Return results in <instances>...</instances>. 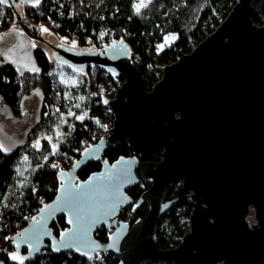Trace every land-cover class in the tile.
<instances>
[{
  "label": "water",
  "instance_id": "1",
  "mask_svg": "<svg viewBox=\"0 0 264 264\" xmlns=\"http://www.w3.org/2000/svg\"><path fill=\"white\" fill-rule=\"evenodd\" d=\"M22 5L32 7L21 0L0 6L22 12ZM255 14L263 16L262 24L253 22ZM49 54L54 63L75 74L94 65L123 81L113 99L101 100L113 115L111 132L84 148L70 168L59 171L61 182L55 198L46 204L50 207L41 212L43 205L34 215L41 223L36 225L31 219L8 237L0 245V254L7 244L14 250L8 253L7 263L0 257V264H18L10 258L17 251L28 257L26 263L45 249L53 254L73 252L84 259L88 256L81 251L92 257L111 252L118 256V264L155 260L264 264V0H236L220 24L190 52H181L175 61L163 65L161 77L151 86L122 39H113L98 52L94 46L63 44L55 51L49 49ZM123 143L128 156L112 162L103 158L106 149ZM151 154L159 160H141ZM91 161L100 162V170L76 180L75 173ZM144 181L150 186L132 198L127 190ZM77 182L85 190L101 189L85 202L86 216L102 210L99 200L114 205L103 223L83 225L87 230L83 244L75 215L62 200L65 190ZM176 182L179 188L167 198L168 187ZM182 195L192 202L188 229L176 247L162 249L156 241L159 219ZM142 203L148 206L143 218L132 223L119 218L124 207L135 210ZM59 216L67 226L63 241L50 229ZM249 216L254 222L246 219ZM99 227L107 229L106 241L94 237ZM53 241L60 251L52 250Z\"/></svg>",
  "mask_w": 264,
  "mask_h": 264
},
{
  "label": "trees",
  "instance_id": "2",
  "mask_svg": "<svg viewBox=\"0 0 264 264\" xmlns=\"http://www.w3.org/2000/svg\"><path fill=\"white\" fill-rule=\"evenodd\" d=\"M235 1L152 0V3L137 15L133 9L136 0H68L61 5L55 4L52 0H42L38 8L22 5L21 11L28 18L45 24L57 37L75 39L81 47L100 43L107 45L113 39L124 40L130 49L132 62L151 86L161 77L163 65L175 61L181 52H190L220 24ZM17 12V9L16 12H11L0 6V16L10 21L15 18ZM69 13L72 15L69 16ZM252 20L260 25L263 23V16L255 14ZM8 28H11L10 23L6 21L0 23V34ZM170 32L176 33L175 40L163 48H158L165 35ZM101 33H105L103 38L100 36ZM32 58L36 69H39L38 72L18 71L11 63H0V103L9 106L15 114H19V103L24 95L35 88L42 94L40 119L31 127V135L48 130L49 124L53 123L59 112L65 109L66 112L70 109L79 115L81 112H87L88 115L82 121L73 119L75 114L71 115L72 127H67L65 137L59 141L55 152L46 137L40 139L39 147L31 146L28 139L10 150L0 151L1 246L5 244V236L12 235L24 227L40 207L55 198L61 182L59 171L70 168L79 158L84 145L81 142L82 138L91 136L94 131L101 130L103 125L112 124L113 121V115L102 104L100 98L87 96L88 89L90 91L97 82L109 77L103 70L94 65H86L83 74L79 76L85 86L84 89L83 87L73 89L69 93L66 92L67 89L65 90L66 86L56 83L55 78L48 76L57 64L43 49L36 47L32 52ZM118 80L122 82L123 78L119 76ZM56 92L62 97L59 101ZM81 96L84 97L82 101L79 99ZM65 103L67 105L64 106ZM77 104L80 105L79 108L76 107ZM128 154V146L123 143L106 149L103 158L112 162ZM141 160L158 161L159 157L151 154ZM53 164L58 167H52ZM100 168V162L91 161L75 173V178L78 181L84 180ZM17 169L23 175H18ZM149 186L150 182L144 181L131 186L127 193L136 199ZM178 188L179 183L171 184L166 197L171 198ZM5 203L7 207L3 206ZM191 210L190 197L182 195L159 219L156 241L162 249L173 248L179 244L188 229ZM147 212L148 206L142 203L135 210H132L130 205L124 207L118 216L132 223L138 218H143ZM66 227L63 216L57 217L50 225L55 235H59ZM94 237L99 241H106L107 229L97 228ZM7 248L9 252L14 250L10 244H7ZM118 262V256L111 252L99 253L89 260L73 252L53 254L49 249H45L24 264H118ZM147 264L167 263L155 260Z\"/></svg>",
  "mask_w": 264,
  "mask_h": 264
},
{
  "label": "rangeland",
  "instance_id": "3",
  "mask_svg": "<svg viewBox=\"0 0 264 264\" xmlns=\"http://www.w3.org/2000/svg\"><path fill=\"white\" fill-rule=\"evenodd\" d=\"M20 13L22 12L18 11L17 15H19ZM41 25L47 28L48 32H42L40 30V39H31L30 36L29 39L28 37H26V34V36L24 37L28 38L30 42L34 43L36 45L35 47H40L41 49H43V51H45L47 56L52 61L53 59L49 54V49L55 51V48L63 44L72 46L73 42H75V47H77V42L75 41V39L69 40V38L67 37L59 38L47 26H45V24L41 23ZM2 37L5 38L2 39ZM2 37L0 38V63L4 61H14V63H12L17 65V68L19 67L20 71H32V69H36L35 62L33 61V59H30L29 46H23L18 48L17 45H14V40L10 35ZM165 37L169 38L168 41H165ZM165 37L163 42L161 43L163 47L175 40L176 33H167ZM172 37L175 38L173 39ZM30 42L28 43L29 45H31ZM92 46H94L95 51L98 52V47L95 44H91L86 47L89 48ZM56 78L58 80L57 83L63 81V85H66V92H69L68 85H70L71 87L75 79V74H71V72H64L62 74H59L58 72ZM78 80L80 81L81 79ZM36 93H38V91H36ZM36 93L31 92L22 97L19 103V114H15L9 106L0 103V143L4 144L6 150H10L16 147L17 145L23 144L28 139L30 141L29 144L31 146H33L36 141H39L40 145V139L42 137H46L47 139L51 138L50 142L52 146L58 145L60 143L59 141H61V139L64 137V133L67 130V127H72L71 123L73 121L71 119V115H69V112H72V110L70 111V109H68V111L66 112L65 109L64 111L59 112V116L53 123L49 124L48 130H43L44 133L39 132L36 133V135H31L30 129L33 124L39 121L41 113L40 98ZM56 98L58 101L62 99L61 95H59V92H56ZM65 105H67V103H65L64 106ZM83 113L84 112H81V115H83ZM58 133H60V135H58Z\"/></svg>",
  "mask_w": 264,
  "mask_h": 264
},
{
  "label": "snow or ice",
  "instance_id": "4",
  "mask_svg": "<svg viewBox=\"0 0 264 264\" xmlns=\"http://www.w3.org/2000/svg\"><path fill=\"white\" fill-rule=\"evenodd\" d=\"M41 0H21V3L23 4H30L32 7H37L40 4ZM9 3V0H0V5H7ZM152 3V0H136V2L133 3V9H134V14L139 15L141 13L142 9H145L149 6V4ZM40 30L42 32H48V29L45 28L43 25L40 26ZM105 35V33H101L100 36L101 38H103V36ZM173 39L175 37H172ZM168 37H165V41H168ZM89 43H91V41H89ZM35 44H32V47H35ZM73 47H75V42H73L72 44ZM113 49L116 48V45L113 44L111 46ZM163 45H159L158 48H162ZM14 63V61H12ZM19 71V67L17 69ZM34 71H39V69H32ZM73 71H82V70H78V69H73ZM111 71V70H110ZM113 76H116L117 73H115L113 71ZM79 99L82 101L84 100V97L81 96L79 97ZM104 103H107V100L104 101ZM77 108L80 107L79 104L76 105ZM57 111H59L57 109ZM69 115H74V113L69 112ZM87 112L83 113V115H79L76 116L75 118L77 120H83L86 116H87ZM97 123H99V121H97ZM106 128V126H104ZM58 135H60V133H58ZM51 138H49L50 140ZM39 145V141H36V143L33 145V147H38ZM57 145H53V149L55 152ZM0 151H6L5 146L3 143H0ZM53 152V154H54ZM25 161L27 160V157L24 158ZM45 160H47V157H45ZM119 163V161H118ZM52 167H58V165L53 164ZM113 168L116 167V165L112 166ZM17 173L18 175H23L22 172L19 171V169H17ZM122 175V173H121ZM91 180V178H90ZM90 181H85L84 184H88ZM61 188H64L63 183L61 184ZM101 189L99 188H90L85 190L82 186L81 183L77 182L75 184L70 185L66 190H65V196L62 198L63 200V205L65 208H67L70 212H72L75 215V222L77 223V225L80 227V231L77 234L78 237L80 238V243L83 244L84 240L83 238L87 236V230L86 228L83 227V225L85 223L88 224H99V223H103V216L111 215V212L114 210V205L111 203H105L103 200H99L100 205L102 206V210L93 214V215H88L86 216V212H85V202L91 199V195L90 194H98L100 193ZM5 199H7V197H5ZM58 199H61L58 197ZM99 199V198H98ZM2 203V202H0ZM4 207H7L8 205L5 203L3 204ZM96 204H93V207H96ZM14 207V205H13ZM49 205H45L44 208L41 209V212H43L46 208H49ZM32 221L34 222V224L39 225L41 222L39 220H37L36 217H32L31 218ZM69 223H73V220H69ZM71 231V230H69ZM62 241H63V237L65 236L64 232L60 233ZM38 238V237H37ZM11 239V238H8ZM68 247H73V244L69 243L67 245ZM111 247V245H109ZM17 249H19V245H17ZM53 251H60V248L56 247L55 241H53ZM77 251H80V248L77 247L76 248ZM81 255H87L89 260H92L93 257L91 255H89L87 252H83L81 251ZM10 258L13 261H18V264H24V260H26L28 257L25 256H21L19 255L18 251L16 253H10Z\"/></svg>",
  "mask_w": 264,
  "mask_h": 264
},
{
  "label": "built area",
  "instance_id": "5",
  "mask_svg": "<svg viewBox=\"0 0 264 264\" xmlns=\"http://www.w3.org/2000/svg\"><path fill=\"white\" fill-rule=\"evenodd\" d=\"M52 1L55 4L61 5V4H63V2L68 1V0H52ZM70 15H72V13H69V16ZM16 17H17V15L15 16V18L12 21H10V19L3 18V17L0 16V23L6 21V22L10 23V26L11 27H19L20 29H22V26L21 25H23L24 27H26V29L28 30V32H29L30 35L40 38L39 37L40 26H41V23L40 22H36V21L28 18L23 12L18 15L19 18H16ZM32 36H30V37L33 38V39H38V38H35V37H32ZM76 42H77V47H80V44L78 43V41H76ZM96 46L100 49V51H102L103 48H104V46H106V45L100 43V44H98ZM97 51H98V49H97ZM58 72H59V74H62L64 72H69L70 73L71 71L67 70L64 67H61V66L56 65L54 67V69L51 70L48 73V76L56 79V83L58 82V80L56 78ZM72 73L73 72H71V74ZM73 74H75V73H73ZM79 76L80 75L75 74V79H74V82L72 83L71 87H70V85H68V87H69V93H71L73 89H79L81 87H83V89H84L85 86H83L82 81L81 80L80 81L78 80L79 79ZM60 83L63 85V81H60ZM120 85H121V82L118 80V77H110L109 76L107 79H104V80H101V81L97 82V84L95 85V87L92 88V89H90V91L88 89L87 96L88 97L89 96L90 97H96V98L98 97V98H100V100H102V97H105V98L111 100V99H113L115 97L116 88H118ZM64 86H66V85H64ZM85 90H87V88H85ZM80 109L83 110V107H81ZM72 112L75 114V116H74L73 119H76L75 117L76 116H79V114H77V112H74L73 110H72ZM80 115H81V113H80ZM104 126H106V128ZM111 128H112V124H107L106 123L105 125H103V127H102L101 130L94 131L91 136L83 137L82 140H81V142L84 145L81 148V151L84 148H86V147H88V146H90L92 144H95L100 139L101 136H103V135L111 132ZM64 137H65V135H64ZM57 148H58V145H57L55 151L57 150ZM53 151H54V149H53ZM246 219L249 222L250 221L251 222H254L253 216H249ZM9 236H11V235L5 236L4 239L6 240ZM8 253H9V250L7 248V245H5L2 248V251H1V254H0L1 259L4 260L5 262L8 260L7 259Z\"/></svg>",
  "mask_w": 264,
  "mask_h": 264
},
{
  "label": "crops",
  "instance_id": "6",
  "mask_svg": "<svg viewBox=\"0 0 264 264\" xmlns=\"http://www.w3.org/2000/svg\"><path fill=\"white\" fill-rule=\"evenodd\" d=\"M6 35H10L13 38L14 45H17L18 48L19 47H23V46H29L30 47V53H29L30 54V59L31 60L33 59L32 58V52H33V49H35L36 47H32V44H34V43L30 42V40H29L30 37L29 36H26L25 33L22 31V29H20L19 27H11V28H8L6 31H4V32H2L0 34V38L2 36H6ZM24 36L28 37L29 39L26 38V37H24ZM4 38L2 37V39H4ZM29 42H30L31 45L28 44ZM8 63L13 64L12 62H8ZM13 65L16 66V68H17V65H15V64H13ZM36 91H38V93H36ZM31 92H35L39 96L40 103H41L42 102V94H41L40 90L38 88H35V89H32Z\"/></svg>",
  "mask_w": 264,
  "mask_h": 264
},
{
  "label": "flooded vegetation",
  "instance_id": "7",
  "mask_svg": "<svg viewBox=\"0 0 264 264\" xmlns=\"http://www.w3.org/2000/svg\"><path fill=\"white\" fill-rule=\"evenodd\" d=\"M34 50V49H33Z\"/></svg>",
  "mask_w": 264,
  "mask_h": 264
}]
</instances>
